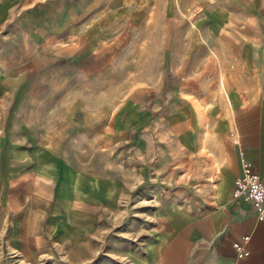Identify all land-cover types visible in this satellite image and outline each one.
I'll list each match as a JSON object with an SVG mask.
<instances>
[{"label": "crops", "instance_id": "obj_1", "mask_svg": "<svg viewBox=\"0 0 264 264\" xmlns=\"http://www.w3.org/2000/svg\"><path fill=\"white\" fill-rule=\"evenodd\" d=\"M258 5L0 0V262L264 264L231 195L244 163L264 182ZM86 136L103 171L63 152Z\"/></svg>", "mask_w": 264, "mask_h": 264}, {"label": "rangeland", "instance_id": "obj_2", "mask_svg": "<svg viewBox=\"0 0 264 264\" xmlns=\"http://www.w3.org/2000/svg\"><path fill=\"white\" fill-rule=\"evenodd\" d=\"M259 11L261 13L260 18H264V0H259L258 5ZM264 20V19H263ZM130 51V50H129ZM128 53L123 57L124 64H123V72L126 73L130 71L131 69V58L130 53ZM63 149L64 154L69 157V160L71 162H74L77 166H79L81 169L87 171V170H96V171H103L104 166L106 164H110V160L106 157L104 152H99L98 147L96 143L91 139L90 137H84L83 139H80L76 143L67 144L64 146ZM65 231L62 233L64 234ZM56 233L60 235V231L57 230ZM107 240H109V237H107ZM2 254L6 256V260H2L0 264H16V258L13 256L6 255L5 250L2 249ZM63 257L54 258L52 256H43L39 259L38 264H55L54 261L61 260ZM100 259V258H99ZM95 260V259H94ZM94 260H90V262L94 263ZM16 261V262H15ZM19 263V262H17ZM62 263L65 264L66 262Z\"/></svg>", "mask_w": 264, "mask_h": 264}, {"label": "built area", "instance_id": "obj_3", "mask_svg": "<svg viewBox=\"0 0 264 264\" xmlns=\"http://www.w3.org/2000/svg\"><path fill=\"white\" fill-rule=\"evenodd\" d=\"M232 199L238 202L248 203L255 210L258 220L264 218V182L259 178L253 166L244 163L241 176L236 179L231 189ZM247 235L243 242L246 241ZM239 255H244L245 251L238 247Z\"/></svg>", "mask_w": 264, "mask_h": 264}]
</instances>
